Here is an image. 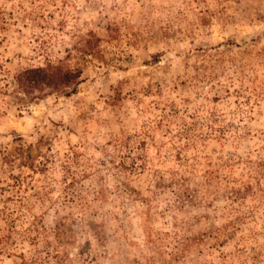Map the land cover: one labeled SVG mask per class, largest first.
Here are the masks:
<instances>
[{
  "label": "rangeland",
  "instance_id": "1",
  "mask_svg": "<svg viewBox=\"0 0 264 264\" xmlns=\"http://www.w3.org/2000/svg\"><path fill=\"white\" fill-rule=\"evenodd\" d=\"M0 264H264V0H0Z\"/></svg>",
  "mask_w": 264,
  "mask_h": 264
},
{
  "label": "trees",
  "instance_id": "2",
  "mask_svg": "<svg viewBox=\"0 0 264 264\" xmlns=\"http://www.w3.org/2000/svg\"><path fill=\"white\" fill-rule=\"evenodd\" d=\"M80 72L60 64L46 63L43 66L26 68L16 76L17 86L25 92L41 87H50L53 91L67 94L72 92L79 82Z\"/></svg>",
  "mask_w": 264,
  "mask_h": 264
}]
</instances>
